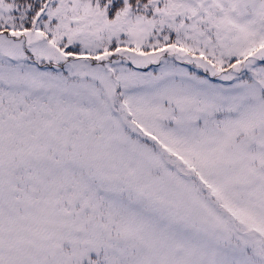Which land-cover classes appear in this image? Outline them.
<instances>
[{
	"label": "snow or ice",
	"instance_id": "6c2138e0",
	"mask_svg": "<svg viewBox=\"0 0 264 264\" xmlns=\"http://www.w3.org/2000/svg\"><path fill=\"white\" fill-rule=\"evenodd\" d=\"M0 264H264V0H0Z\"/></svg>",
	"mask_w": 264,
	"mask_h": 264
}]
</instances>
